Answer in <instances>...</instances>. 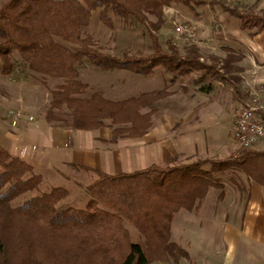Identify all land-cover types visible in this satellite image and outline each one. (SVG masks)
<instances>
[{
    "label": "trees",
    "instance_id": "trees-1",
    "mask_svg": "<svg viewBox=\"0 0 264 264\" xmlns=\"http://www.w3.org/2000/svg\"><path fill=\"white\" fill-rule=\"evenodd\" d=\"M181 6L194 11L218 6L249 36L264 31V12L241 11L224 2L206 0H6L0 6V60L9 73L15 57L33 73L61 82L50 92L45 119L60 129H111L110 143L138 139L153 128L157 105L172 93L164 88L122 101L101 92L85 97L77 67L88 62L103 71L151 75L162 68L173 78L193 72L220 71L204 64L195 46L181 55L169 44L165 51L153 38L146 58L103 54L91 36L82 37L93 12L109 29L114 21L164 24V10ZM213 7V8H214ZM228 65V61L223 65ZM218 72V73H217ZM222 77V76H221ZM210 165V169L206 166ZM77 174L93 175L85 187L86 203L77 208L64 202L65 187L42 191L43 177L0 144V264H153L186 254L171 241L177 213L198 211L210 190H223L218 175L238 170L264 186V150L243 151L239 157L211 162L152 166L131 174L108 175L71 165ZM220 199V198H219ZM136 239L133 238V233Z\"/></svg>",
    "mask_w": 264,
    "mask_h": 264
},
{
    "label": "crops",
    "instance_id": "crops-1",
    "mask_svg": "<svg viewBox=\"0 0 264 264\" xmlns=\"http://www.w3.org/2000/svg\"><path fill=\"white\" fill-rule=\"evenodd\" d=\"M238 31L246 34L239 30V24ZM237 45L243 51L236 50ZM195 47L212 52L221 50L223 56L207 57L209 61L218 64L219 73H223V65L227 61L228 67L225 70L228 71H242V62L247 61L250 68L255 70L254 79L243 82L237 78V72H228L231 79L236 78L230 80L228 76H222L228 86L221 81L206 89L200 81L194 80L193 93L186 100V107L182 98H178L179 92H188L187 85L179 82L183 77L173 78L165 72H160L164 88L169 87L167 89L172 95L157 105H165L163 107L166 108L159 113L157 110L153 117V128L143 137L120 139L112 144L111 130L108 128L93 132L73 131L55 128L43 122L32 129L37 131L39 126L42 128V131L36 132L29 147L32 159L23 160L35 170L43 163L46 167L65 174L72 170L71 165H76L114 176L131 174L152 166L164 167L175 158L181 163L203 158L202 156L212 153L207 147L209 140L215 143L214 145L218 144L217 149L224 148V125L229 121L233 124V121L230 115L226 118L227 113L222 110L226 102L234 100H226L224 95L239 93L241 90L244 92V89L264 84V31L252 37L246 34L243 38H214L208 43L198 42ZM202 60H205L204 56ZM155 73L146 76L143 82L156 83L153 79L156 77ZM245 73L247 75V72ZM178 82L180 91L170 90ZM154 91L159 90L148 92ZM185 107L187 111H183ZM26 142L28 143L27 138ZM216 148L214 147L213 151ZM226 148L221 161L231 156V148ZM261 148L264 150L260 144L259 149ZM247 188L249 198L239 220L228 218L224 214L222 218H212L213 221L206 223L203 229L202 225L194 227L191 222L195 220V212L177 213L172 222L171 241L188 255L153 264H264V186L250 181ZM205 230L204 234H200V231ZM195 236L198 238L194 240Z\"/></svg>",
    "mask_w": 264,
    "mask_h": 264
},
{
    "label": "rangeland",
    "instance_id": "rangeland-1",
    "mask_svg": "<svg viewBox=\"0 0 264 264\" xmlns=\"http://www.w3.org/2000/svg\"><path fill=\"white\" fill-rule=\"evenodd\" d=\"M5 1L6 0H0V6ZM206 1L224 2L230 7L238 8L241 11L253 10L256 13L261 11L264 12V0ZM213 7L200 6L194 11L185 9L181 6L166 8L164 10V24L157 31L153 28V25H156V20L153 17H149V21L152 22L153 25L140 24L135 20H132L129 24H124L121 21L115 20L114 28L109 29L99 21V12H93L90 26L83 29L82 37L84 38L88 35L91 36L95 45L103 54L116 58H121L124 54L136 58L148 57L152 54V36L156 38V41L163 50L166 51L168 45L171 44L176 46L181 55L185 54L186 48L195 46L198 42L208 43L210 39L220 38L221 40L223 37L224 39L229 37H246V34H241L238 31V21L222 12L220 7ZM178 26H185L193 30V35L179 36L175 30ZM236 50L243 51L240 49L239 45L236 46ZM199 53L201 56L205 57V60L203 61L205 65L211 66L213 64V67L216 66V68L218 64H214L212 60L209 61V58L207 57L214 58L218 55L223 56L219 49L212 52L211 50L202 49L201 47ZM214 61L217 60L214 59ZM242 63V71H228L223 69V73H220V77H217L218 79L213 71H208L207 73H205V71L193 72L191 75L183 77L179 82L187 85L188 92H186V94L179 92L178 98H182L185 102V106H188L186 104L188 101L186 100H188L193 93L194 80L200 81V84H203L204 89L207 87L209 88L210 86L214 87L217 82L221 81L225 85L227 81L221 78V76L224 75L228 76V79L233 80L234 77L231 79L228 72H237L239 74L237 75V78L243 82L253 80L255 77L254 68H250L247 61ZM2 65V61L0 60V144L7 149L11 155L22 158V160L24 158L31 160L32 155L29 147L32 140L35 139L36 132L42 131L40 126L37 131H33L32 129L37 128L38 125L43 122H47L45 116L51 101L50 92L60 85L61 82L55 79L43 78L36 73H33L20 63L18 57H15V64L9 73L3 72ZM218 70L220 71V69ZM77 72L79 74L80 82L87 86L85 97L101 92L111 101H122L128 98L138 97L144 92L161 90L165 87V84L160 80V72H165V74L170 75L162 68H157L154 71L156 72V77L153 78L156 83L152 84L149 81L143 82V79L147 78L146 76H139L128 71L120 70L103 71L92 66L88 62H84L82 66L77 67ZM245 72H247V75H245ZM179 82L170 90L175 89L180 91V89H178L180 85ZM226 85L228 86V84ZM255 92L264 93V84L244 89V92L241 90L239 93H226L224 95L226 100L228 98L229 100L230 98H234L232 102H226V105L222 110L227 113L225 117L228 118V115H230V118H232L233 121V124L229 121L227 125H224L226 132L225 135H223L222 141L225 147L217 149L216 147L218 144L214 145L215 143L209 140L207 141V147L212 153L196 160L206 159L211 162L221 161L222 153L224 155L227 146L231 148L232 153L230 154L231 156L226 157L224 161L240 156L243 150L239 149L232 138L234 114L236 110L241 108V106L248 101L251 94ZM236 95L238 98H236ZM163 106H157L158 113L166 108ZM186 107L183 111H187ZM177 108L178 107L175 109L177 110ZM108 127L107 123V127L105 128ZM108 129L111 130L110 128ZM26 138L28 139V143L26 142ZM260 144L264 147V140L258 142L248 151H263V148L259 149ZM214 147L216 148L215 151H213ZM214 154L216 156H214ZM210 168V165L206 166V169ZM35 173L43 177L42 191L46 192L55 187H65L69 191V198L64 203L74 205L77 208H81L85 205V187L95 178L92 174H77L73 169L62 174L59 171L53 170L49 166L46 167L43 163L38 170H35ZM218 177L223 184V190L212 189L209 191L198 211L194 213L195 220L191 221L194 227L202 225L204 229L206 223L213 221L212 218H222L224 214L228 218L239 220L241 214L245 210L249 198V189L247 186L250 180L238 170L228 171L225 174L218 175ZM205 232L206 230L200 231V234H204ZM133 238L136 239L134 233ZM197 238L198 236L193 237L194 240ZM187 239L188 238L186 237V240ZM177 246L183 251L179 245ZM184 253L186 256L188 255L187 252Z\"/></svg>",
    "mask_w": 264,
    "mask_h": 264
},
{
    "label": "built area",
    "instance_id": "built-area-1",
    "mask_svg": "<svg viewBox=\"0 0 264 264\" xmlns=\"http://www.w3.org/2000/svg\"><path fill=\"white\" fill-rule=\"evenodd\" d=\"M179 36H192L193 30L176 27ZM234 143L243 151L251 150L258 142L264 140V93L251 94L248 101L234 114L232 130Z\"/></svg>",
    "mask_w": 264,
    "mask_h": 264
}]
</instances>
